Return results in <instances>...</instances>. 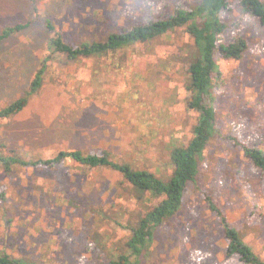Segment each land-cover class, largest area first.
<instances>
[{
	"label": "rangeland",
	"instance_id": "374dc122",
	"mask_svg": "<svg viewBox=\"0 0 264 264\" xmlns=\"http://www.w3.org/2000/svg\"><path fill=\"white\" fill-rule=\"evenodd\" d=\"M199 2L0 0V27L34 20L36 8L67 42L89 43L170 17L176 6L193 10ZM219 18L225 24L223 42L240 37L248 48L240 60L215 54L216 131L200 159L196 182L184 190L180 211L157 229L142 264H222L227 243L208 200L221 207L264 260V172L252 171L242 149L226 139L264 152V27L242 15L237 0ZM50 36L35 20L0 44V108L22 95ZM197 57L192 40L175 29L144 46L53 66L27 108L0 121V143L26 161L59 151L106 149L114 159L150 169L168 183L169 149L187 144L197 121L188 109L187 73ZM153 204L107 168L82 169L71 161L9 172L0 168V253L41 264H94L85 245L99 243L102 231L108 247H119L129 238L124 227L135 225Z\"/></svg>",
	"mask_w": 264,
	"mask_h": 264
},
{
	"label": "trees",
	"instance_id": "16d2710c",
	"mask_svg": "<svg viewBox=\"0 0 264 264\" xmlns=\"http://www.w3.org/2000/svg\"><path fill=\"white\" fill-rule=\"evenodd\" d=\"M230 4L231 0H200L193 10L176 6L170 17L135 25L125 31L108 33L103 41L89 43L67 42L52 20L38 13L36 8L32 10L34 20L0 27V44L23 33L35 20L49 35L51 34L22 95L0 108V121H8L27 108L30 100L46 85V78L53 66L67 67L82 60L103 58L133 46H144L175 29L182 30L198 51V57L187 66L190 80L188 89L191 92L188 109L197 114V121L190 141L181 147L169 149V160L173 169L168 183H163L150 169H136L129 163L114 159L112 153L106 149L95 150L91 154L59 151L48 159L26 161L22 155L8 152L0 143V168L5 172L15 167H52L71 161L82 169H110L123 178L138 198L145 201L154 200L153 205L137 216L135 225L124 227L129 233V238L119 247H108L106 236H101L102 231L99 232V243L92 241L85 245V251L93 254L94 264H142L145 251L150 249L155 241L157 229L178 214L185 188L189 183L196 182L200 159L216 131L215 108L211 95L212 80L215 77V54L220 52L226 59L240 60L248 48L247 42L240 37L229 44L223 42L225 24L219 15L228 12ZM237 4L242 15L255 19L264 27V0H237ZM109 13L106 10V14ZM226 139L242 149L252 171L264 172V152L241 144L236 138L227 136ZM208 207L215 213L222 237L227 243L222 264H264V260L256 255L251 245L230 225L221 207L212 200H208ZM0 264L41 263L30 258H15L0 253Z\"/></svg>",
	"mask_w": 264,
	"mask_h": 264
}]
</instances>
